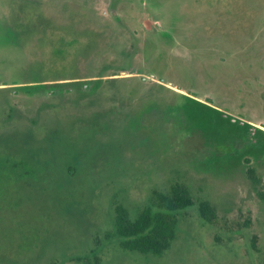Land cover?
<instances>
[{
    "label": "rangeland",
    "instance_id": "obj_1",
    "mask_svg": "<svg viewBox=\"0 0 264 264\" xmlns=\"http://www.w3.org/2000/svg\"><path fill=\"white\" fill-rule=\"evenodd\" d=\"M155 74L264 130V0H0V264H264L262 145L229 162L142 111ZM175 184L171 247L124 249L117 207Z\"/></svg>",
    "mask_w": 264,
    "mask_h": 264
},
{
    "label": "trees",
    "instance_id": "obj_2",
    "mask_svg": "<svg viewBox=\"0 0 264 264\" xmlns=\"http://www.w3.org/2000/svg\"><path fill=\"white\" fill-rule=\"evenodd\" d=\"M17 35L21 36L20 33H17ZM166 35L169 34L166 33ZM130 73L141 72L133 71ZM155 78L157 79L155 80L157 86L169 89L173 96L168 101L162 97L146 100L142 111L149 114L153 110H159L160 118L173 121V124L177 126V129H175L177 132L184 130L186 131V137L189 138L201 137L204 139L205 144L216 148L218 151H223L219 147H224L227 153L225 154V151L223 153L225 159L229 162L238 161V163L252 164L259 158L252 147L254 146L253 143L256 142L258 145H262L261 149L264 150V130L256 128L250 122L239 118L233 121L234 116H226L227 112L212 104L210 100L204 101L192 92H183L181 86L173 84L164 76L155 74ZM75 79L80 78L75 77ZM101 80L104 79L90 81L97 86L98 81ZM62 83L69 82L58 84L62 85ZM168 84H172L174 87H170ZM48 85L50 84L20 87L27 89L52 87ZM53 87L51 91L54 90ZM136 114L138 113L134 115ZM139 116H141V112ZM239 144L241 146H238ZM218 160L221 159L218 158ZM70 167L69 165V168H67L69 174H74V169ZM254 171L253 167H249V172L254 173ZM63 174L67 173L63 172ZM153 193L151 203L144 207L135 218H130L125 207L121 205L117 207L115 229L112 235L120 237V243L126 250L145 255L162 256L177 237L179 214L194 205V200L189 191L179 184H175L170 192L154 190ZM200 211L204 218L213 219L214 211L208 201L201 203ZM96 260L99 262L97 255Z\"/></svg>",
    "mask_w": 264,
    "mask_h": 264
},
{
    "label": "water",
    "instance_id": "obj_3",
    "mask_svg": "<svg viewBox=\"0 0 264 264\" xmlns=\"http://www.w3.org/2000/svg\"><path fill=\"white\" fill-rule=\"evenodd\" d=\"M225 115L228 116V115H231V114L226 113ZM236 119H237L236 117L232 118L233 121H236Z\"/></svg>",
    "mask_w": 264,
    "mask_h": 264
}]
</instances>
